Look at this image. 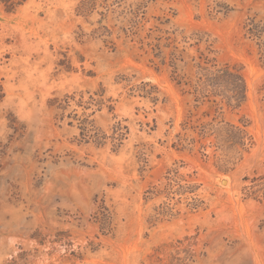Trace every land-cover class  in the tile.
<instances>
[{"label": "rangeland", "instance_id": "obj_1", "mask_svg": "<svg viewBox=\"0 0 264 264\" xmlns=\"http://www.w3.org/2000/svg\"><path fill=\"white\" fill-rule=\"evenodd\" d=\"M0 264H264V0H0Z\"/></svg>", "mask_w": 264, "mask_h": 264}, {"label": "trees", "instance_id": "obj_2", "mask_svg": "<svg viewBox=\"0 0 264 264\" xmlns=\"http://www.w3.org/2000/svg\"><path fill=\"white\" fill-rule=\"evenodd\" d=\"M237 88H240L238 81L235 83Z\"/></svg>", "mask_w": 264, "mask_h": 264}]
</instances>
